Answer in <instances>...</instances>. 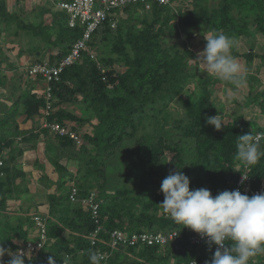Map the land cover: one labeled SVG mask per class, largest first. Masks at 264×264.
Here are the masks:
<instances>
[{"label": "trees", "instance_id": "trees-1", "mask_svg": "<svg viewBox=\"0 0 264 264\" xmlns=\"http://www.w3.org/2000/svg\"><path fill=\"white\" fill-rule=\"evenodd\" d=\"M173 1L169 0L167 5H159L147 0L128 5L122 10L116 9V16L112 20L124 14V18L119 20V25L120 28L124 23L128 26L125 34L118 32L113 37L115 41L111 44V50L119 57L118 60L98 58L100 63L96 58L91 60L89 55L83 52L80 62L65 68L60 75V81L50 84L53 109L63 103H70L72 106L84 105V109H80L82 118L64 114L63 110H59V115L56 116V112H53L49 120L62 125L67 121L77 122L79 125L88 123L91 128V132L83 135L86 143L91 145L90 149L82 143L77 145L68 138L57 140L62 148V155L70 157L71 153H76V159L81 161L75 175L81 195L97 189L101 200V249L109 250L106 246L108 233L114 229L137 233L176 230L181 235L176 244L167 245L162 249L119 248L113 251L105 264H135L128 262L127 256L119 259L126 253L140 255L142 264H171V258L176 259L172 264H188L198 254L204 256L203 249L188 245L186 230L189 228H182V225L165 216H157L154 210L160 207L164 196L159 197L152 193L157 183L155 181L162 173L167 176L169 169L177 167L190 178V190L203 187L215 196L224 190L231 191L239 174L235 167L236 136L261 133L263 137L260 143L264 149V126L246 120L243 115H239L226 126L222 125V130L219 131L206 123L207 117L217 114L214 105L207 101L208 92L204 93L205 97L197 99L194 98V93L190 92L181 106L185 112L182 118H173V112L171 114L168 110L170 104L176 102L184 92L185 85L191 81L188 79L190 75L185 60L189 52L180 49L178 45L181 31L186 37L194 34V28L220 31L235 38L249 37L248 19L253 18L254 27L264 36V0H218L214 7L210 6L209 0H192L194 6L191 10L172 13ZM198 1L200 3H197ZM146 3L150 4L149 10L144 8ZM140 11L142 15L139 19L136 15ZM51 16L53 22H61L64 27L59 30V35L53 41L49 38L51 36L46 34L47 43L60 48V53L53 56L59 60L66 56L71 43L81 37L83 29L69 28L68 16L64 12H61V15L53 13ZM13 17L14 15L8 12L5 0H0V22ZM108 23L109 21H106L93 33L92 45H95L97 38L108 39ZM135 23L142 27L137 28ZM54 25L58 26L56 23ZM134 29L137 31L134 32ZM94 51L100 55L99 46H96ZM262 51L258 54L251 48L246 53L232 54L236 58H243L248 65L255 58L264 62V45ZM115 64L123 69L117 71L113 68ZM28 77L32 78L30 75ZM102 77H105L107 82H103ZM253 104H256L264 115V92L254 98ZM44 106V95L39 97L34 87L30 86L26 95L12 101L9 108L5 106L6 110L0 117V161L3 163L0 171L4 174L0 177V223H3L0 228V246L11 248L13 251L18 244L12 239L16 236L23 241L30 239L29 234L34 229V224L30 214H19L12 221L8 217L5 221L3 219V216H9L5 209L12 189L16 188L18 191L17 186H13L15 173L14 177L11 176L12 168L7 165L5 158L10 162L14 161L10 151L14 152V143L23 140L24 133L19 130L17 117L22 118V122L32 120L33 117L41 115ZM189 139L195 141L199 149L195 147L192 152L191 149L183 148V143ZM166 151L176 154L167 160ZM21 153L22 151H18L17 154ZM59 159L61 158L53 161L55 168L66 170L59 164ZM111 167L116 172L111 171ZM65 174L67 175L63 172V175ZM250 175L254 186L264 179V158L250 166ZM2 180H8L5 190L2 189ZM65 183L61 182L60 187ZM49 202L50 217L46 219L49 241L29 264H48L49 257L59 264L63 260L62 254L73 256L69 264H90L89 250L95 248L90 245L89 234L96 224L85 211L81 225L74 226L76 233L79 231L80 238L68 242L70 240L57 234L53 224L68 221L59 215L61 211L68 213L71 203L67 193L61 199L54 195L49 196ZM61 203L67 205L62 206ZM135 206L141 208L138 215L131 210ZM151 211L153 212L150 213ZM68 223L65 222L67 226ZM24 226H27V229H24ZM51 239H55L54 244ZM159 250H164L161 256L157 253Z\"/></svg>", "mask_w": 264, "mask_h": 264}, {"label": "rangeland", "instance_id": "rangeland-1", "mask_svg": "<svg viewBox=\"0 0 264 264\" xmlns=\"http://www.w3.org/2000/svg\"><path fill=\"white\" fill-rule=\"evenodd\" d=\"M5 1H7L5 3L8 6L9 14L12 13L14 17L10 18L8 21L5 20L0 22V103H1L0 117L2 116V113L6 110V107L9 108L12 105V101H14L15 99H21L23 95H26L27 90H29L30 86L34 87L35 91L38 92L39 97L42 96V90L45 86L44 80L41 77L29 78L27 75V70L29 66L35 63L47 62V59L52 56L51 55L52 53H57V54L60 53V48L47 43L46 34L50 35L51 37L49 38L51 41H53L55 37L59 35V30L64 28L61 22L58 21L53 22L52 21L53 16H50V14L46 13V11L43 10V8H45L44 6H46L51 10V12L54 11V14L61 15V12L57 10L55 5L59 0H51V2L48 3H47L48 0H30L31 2H28L29 0L28 1L5 0ZM191 1L192 0H174L171 5L172 6L171 9H173L172 13L180 10L182 12L186 10H191L194 6ZM209 1H210L209 2L210 6L214 7V5L216 6L218 0H209ZM197 3L200 2L198 1ZM141 15L142 12L140 11L139 14L136 15V17L139 18ZM123 16L124 14H121L118 17V19L109 21L108 26L110 29V34L108 36V39L97 38L95 40V45L91 44L92 43L91 40L87 44L86 52L88 54H94L96 58L95 60H97L98 62H100L98 58L102 59L105 57L118 60L119 57L115 54V52H112L111 50V44L113 41H115L113 40L115 34H117L118 32H122L121 34H125L128 28V26H126V23L121 24V28H120L119 20ZM54 23L58 24V26L54 25ZM137 23L135 24L137 25ZM254 23L255 22L253 18L248 19L250 36L249 37L239 36L238 38H236L238 40V46L235 47L232 52H237L239 54H242V53H246L251 48H253V51L258 54H261L263 52L262 47L264 45V36L258 33L256 28L254 27ZM138 27L140 28L142 26L137 25V28ZM134 30H135L134 32L137 31L136 29ZM209 31H213V30L194 28L193 33L195 34H189L188 37H186V35L183 34L184 33L183 31H181V36L179 37L180 42L178 45L180 49H186L189 52V54L185 56V60H186L187 71L188 74L190 75L188 79H190L191 81L189 82V84L185 85L184 92L181 94V96L176 102H172L170 104L168 110L171 112V114L173 112V118L176 119L182 118L184 117L185 112H184V108H182L181 106L185 103L188 94L190 92H193L194 98L197 99L199 97H205L204 93L208 92L209 94L207 97V101L214 105V107L217 110V114L218 113L223 114L221 118L226 121V125L230 124L231 121L236 117H238L239 115H243L246 120H251L260 126H264V115L260 113L259 107L256 104H253L254 98L258 94L264 92V62H260V59L255 58L253 59L252 62H250V64L247 65L243 58H237L238 62L245 69L246 77H247L246 86L242 89H235L234 86L230 84H226L225 82H222L212 76L207 75L204 72V67L202 63H200L199 61H193L192 59H196L197 54L204 49L206 41L203 38V34H207ZM79 39H81V37ZM79 39L75 40L74 42L78 41ZM73 43H71L68 53L70 52ZM96 46H99L100 49L99 56L96 54L97 52L94 51L96 50ZM113 68L116 69L117 71L123 69L118 64H115ZM102 81L107 82L105 77H102ZM75 108H77V110L73 109V112L78 116H80L81 114H79V111L80 109H84V105L80 104L75 106ZM18 120L19 118L17 117V121ZM18 122L20 123V120ZM82 125L83 126L80 128V130L75 129V131L76 132L78 131L77 134L81 138V143L85 145L86 148L90 149L91 145L86 143V141L82 139L81 134H83L85 131L91 132V128L88 125V123H82ZM183 144H184L183 148L191 149L192 152L195 150V147L196 149H199L196 146L195 141L190 139L186 140ZM179 145H182V143H179ZM90 152L93 153V151ZM175 154H176L175 152L169 153L168 151H166L165 157L167 158V160H170L172 155ZM13 155L12 156L16 161H18V158L23 156L22 153L21 154L13 153ZM5 161L7 162V165H9L10 160H5ZM239 164L240 162L236 161L235 167L238 166ZM175 169L176 168H171L169 169V171ZM14 171L15 172L11 170V176H13V174L15 173V177L13 176L14 180L17 177L18 180L19 179L22 180L21 182H23V184H25V182L32 181L33 178L32 175L30 176L26 172L20 173L21 165L18 166L16 164V168ZM111 171L116 172V170L113 167H111ZM41 176L42 174L40 175V177ZM158 178L159 179L155 181L157 183L154 186L152 193L155 196L162 197L164 195L161 192V183L163 179L166 178V175L162 173L160 176H158ZM2 181L4 182V186L2 189L5 190L7 188V184L5 183L6 182L8 183V180H2ZM39 183L38 184L40 188L38 189H40V191L36 189L38 195L44 194L43 192L47 193V191H49V189L52 186H55L54 183H52L51 181H49L48 178H46V176L41 177ZM73 185L77 186V182L76 181L73 182ZM128 185L131 186L130 183H128ZM65 187L66 186L60 187V184H58L55 191L57 195L48 194V197L54 195L56 196V198L61 199V197L65 193ZM22 189L24 191V188ZM93 191L97 192V189H94ZM12 192L15 194L16 188H13L11 193ZM9 199L10 196L7 199L8 205H10ZM61 204L62 206L67 205L66 203H61ZM137 207L138 206H135L133 209H131L135 215L140 214L139 212L141 208L139 209V207L138 208ZM31 209L32 208L25 211L24 208L25 215L27 214L29 215V213L30 215L32 214L31 217L33 215H40L35 212L32 213ZM77 211L79 212L76 213ZM85 211L88 213L87 209L83 208L79 204H74V205L69 204L68 213H64V211H61L59 213L60 216L62 215L64 218L68 220L65 221V222H69L68 226L65 224V222L62 223L60 222L59 224L53 223L55 224L54 229H57V234H59L61 238L70 240L68 242H72V240L80 238L79 237L80 233L79 231H77L76 233V231L74 230V226L81 225V222L84 220L83 218ZM154 211H156L157 216H165V218H170L169 214L165 212L161 206L158 207V209H155ZM152 212L153 211H151L150 213ZM7 217L8 216H3L4 221L5 219H7ZM48 217L50 216L48 215ZM42 218L46 220L47 216L46 217L43 216ZM126 220L127 218L124 219V222H126ZM36 231L37 230L34 228L33 230H31V233L29 235L36 237L37 235ZM51 243L54 244L55 239L53 240L51 239ZM163 252L164 250L157 251L159 256H161ZM202 252L204 255H209L210 248L207 247L203 249ZM125 256H127L128 262H135V264H142V258L138 254L131 255L129 253H126L123 254L119 259L122 260L123 258H125ZM175 260L176 259L171 258L170 260L171 264L174 263ZM148 264H157V263L152 262ZM250 264H264V254L252 258Z\"/></svg>", "mask_w": 264, "mask_h": 264}, {"label": "clouds", "instance_id": "clouds-1", "mask_svg": "<svg viewBox=\"0 0 264 264\" xmlns=\"http://www.w3.org/2000/svg\"><path fill=\"white\" fill-rule=\"evenodd\" d=\"M195 34V33H194ZM204 49L196 59L204 72L226 84L242 89L247 77L243 66L232 54L238 40L220 31L203 34ZM222 113L206 118V123L222 130L226 126ZM235 159L244 167L257 164L264 158L261 136L245 133L236 136ZM247 177L242 175V180ZM164 200L159 205L176 224L191 229L216 250L205 264H250L252 258L264 254V193L249 196L239 189L224 190L213 196L207 188L190 190V178L179 168L170 170L161 183ZM2 240V239H0ZM13 242L16 241L13 239ZM5 256L10 259L5 260ZM63 264H64V254ZM90 264H101L104 254L89 250ZM33 259L32 250L0 246V264H25ZM195 262V261H194ZM48 264H55L49 257Z\"/></svg>", "mask_w": 264, "mask_h": 264}, {"label": "built area", "instance_id": "built-area-1", "mask_svg": "<svg viewBox=\"0 0 264 264\" xmlns=\"http://www.w3.org/2000/svg\"><path fill=\"white\" fill-rule=\"evenodd\" d=\"M147 0H59L55 5L58 11L67 14V26L71 29L76 27H82L83 31L81 34V39L74 42L70 52L63 58L55 61L53 63H35L28 67V75L37 78L41 77L44 80V88L42 94L45 99V106L41 110L43 118H45L42 127L46 129L50 135L56 138H68L75 142V144H81V138L73 129L69 126L62 125L60 123L50 121L48 118L54 112L52 107V94L50 84L60 81V75L63 70L75 62L81 60L82 53L85 52L89 55V58L94 60V54H88L87 44L90 42L93 33L101 27L106 21L114 19L116 16L115 10H122L128 5H135L138 3H143ZM157 2L159 5H167L169 0H151ZM145 10H149L150 4L146 3ZM263 137V134L256 133ZM3 165L0 161V167ZM236 169L239 171L236 181L232 186V190L239 189L242 194H247L249 196L264 193V179H262L257 186H254V180L250 175V166L244 167L241 162ZM3 173L0 171V177H3ZM242 175L247 177L242 180ZM67 198L71 204H79L83 208H86L90 218L96 224L95 229L89 234V242L94 250L104 254V259L101 264H105L109 257L112 255L113 250L119 248H153L157 247L162 249L167 245L176 244L180 239L181 235L176 230L166 231V232H125L120 229H114L108 233L107 245L109 250H102L99 244L102 243L100 238V232L102 231V226L99 225V210L101 200L98 197V193L91 190L85 195H81L80 190L76 185H71L69 187ZM32 222L36 231V237L30 236L31 238L18 244L17 248H22L27 251L29 248L32 250L33 258L40 253L44 248L46 243L49 241L47 237V226L46 220H44L40 215H33ZM186 241L189 246L196 249H205L209 247L205 239L201 238L198 234L193 232L191 229L186 230ZM216 245H212L210 248L209 255L197 257L188 264H205V261L211 259L212 255L216 250ZM17 248L15 250H17ZM14 250V251H15ZM72 255L66 254L64 256V264H69L72 259ZM10 259V257L5 256V260ZM195 261V262H194ZM25 264H29L26 259ZM56 264V263H55ZM63 264V260L61 263Z\"/></svg>", "mask_w": 264, "mask_h": 264}, {"label": "crops", "instance_id": "crops-1", "mask_svg": "<svg viewBox=\"0 0 264 264\" xmlns=\"http://www.w3.org/2000/svg\"><path fill=\"white\" fill-rule=\"evenodd\" d=\"M28 1V0H25ZM7 2V1H5ZM28 2H31L30 0ZM48 2H51V0H48ZM27 3V2H26ZM53 3V2H52ZM31 4V3H30ZM43 8L46 13L50 14V16L54 13V11L51 12V10L44 6ZM50 11V12H47ZM11 15H13L11 13ZM51 46V45H50ZM54 54V55H53ZM57 53H52L51 57L47 59L48 63H52L58 60V58L53 57L56 56ZM76 106V105H75ZM75 106H72L70 103H63L60 106H56L54 109V112H56V116L59 115V110H63L64 114H71L74 115L77 118H82V113L79 111L80 116L75 114L73 112V109L77 110ZM19 130L24 133L22 136V141H17L14 143V152L10 151L11 156L13 153H18V151H22L23 156L18 158V161L14 160L13 162H10L8 166L12 168L14 171L16 168V164L18 166L21 165V171L28 173V175H32V181L30 182H21L22 180L16 177L13 186H17L19 189L14 194L13 192L10 194V199L8 205V200L6 201V211L5 213L8 214V219L12 221L16 216L19 214H25V211L28 209H31L32 213H38L41 217H48L49 211H50V202L48 194H56V188L57 185L61 182H66L64 186L65 187V193H68L69 187L73 185V182H75V175L77 174L79 170V163L80 160L76 159V153H71L70 157L69 155H62L63 151L62 148L59 147V143L56 137H52L46 129L42 127V124L45 120L43 118L42 114L37 115L32 118V120H27L22 122V118L19 119ZM49 120V118H48ZM66 126L68 125L70 128H72L74 131L75 129L80 130V128L83 126L82 124L79 125V123H75L72 121H67L64 123ZM86 129V128H84ZM76 132V131H75ZM78 133V131H77ZM87 133L86 131L81 134L82 139L83 135ZM84 140V139H83ZM77 150V148H76ZM78 155V154H77ZM14 156V155H13ZM9 158V156H7ZM12 158V157H11ZM57 158L59 159V164L64 167L66 170L60 171L55 168L53 161H56ZM7 158H5L6 160ZM9 160V159H7ZM63 172L67 173V175H63ZM41 177H45L49 179L52 183H54L55 186H52L47 193L43 192L44 194L38 195L36 192V189L40 191L39 181ZM40 177V178H39ZM34 180V181H33ZM39 183V184H38ZM41 185V184H40ZM42 186V185H41ZM24 188V191L23 189ZM22 192V193H20ZM25 194V195H24ZM57 195V194H56ZM25 197V199H24ZM28 204V206H27ZM30 214V213H29ZM32 215V214H31ZM3 227V223H0V228ZM24 229H27V226L23 227ZM16 242V244L22 243L23 240L19 236H16L13 238ZM12 239V240H13Z\"/></svg>", "mask_w": 264, "mask_h": 264}]
</instances>
